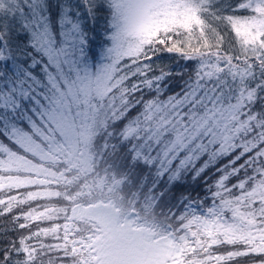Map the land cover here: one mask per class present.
<instances>
[{
	"label": "snow or ice",
	"instance_id": "1",
	"mask_svg": "<svg viewBox=\"0 0 264 264\" xmlns=\"http://www.w3.org/2000/svg\"><path fill=\"white\" fill-rule=\"evenodd\" d=\"M0 190V264H264V0H0Z\"/></svg>",
	"mask_w": 264,
	"mask_h": 264
},
{
	"label": "trees",
	"instance_id": "2",
	"mask_svg": "<svg viewBox=\"0 0 264 264\" xmlns=\"http://www.w3.org/2000/svg\"><path fill=\"white\" fill-rule=\"evenodd\" d=\"M232 2L235 3L236 0H232ZM104 24H105V18L101 17L100 19H98V21L96 22V24L94 26L95 27V36H96V43L97 44L99 43L100 33H101L102 29H103ZM229 35L231 36L232 34L229 33ZM178 59L179 58L175 54L161 53L160 57L158 59H156V62L158 64H160L161 66L167 65L168 67L175 68L177 66L176 65V61ZM180 63L183 64V61H180ZM177 84H178V79L173 81V87H172L171 90H178ZM232 182H235V181L233 180ZM27 190H36V189L32 188V189L14 190L13 192L7 193L6 195H16L18 192L22 194V193L26 192ZM196 191L199 192L200 189L197 188ZM0 194H4L2 192V190H0ZM177 194H179V193H177ZM38 203H44V201L43 200H38V201L32 202L30 206L31 207H35L36 204H38ZM28 208H29V205H24V206H21V208L13 209L12 213L0 217V226H2V225H10L11 222H12V217L16 213H18L21 210L27 211ZM39 226L47 227V226H50V224H49V222H43V223H40ZM35 228H36V223L33 224L32 230H35ZM9 235L11 236V235H15V234L14 233H9ZM50 239L51 238H46V242H50ZM215 250L222 253V252H224L226 250H231V247L230 246H228L227 248L226 247H220V248L215 249ZM228 264H249V259L248 258H240L239 261H235V260L234 261H230V262H228Z\"/></svg>",
	"mask_w": 264,
	"mask_h": 264
}]
</instances>
